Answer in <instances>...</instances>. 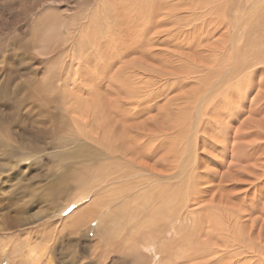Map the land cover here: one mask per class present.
<instances>
[{
  "label": "rangeland",
  "instance_id": "1",
  "mask_svg": "<svg viewBox=\"0 0 264 264\" xmlns=\"http://www.w3.org/2000/svg\"><path fill=\"white\" fill-rule=\"evenodd\" d=\"M0 123V264H264V0H0Z\"/></svg>",
  "mask_w": 264,
  "mask_h": 264
},
{
  "label": "bare ground",
  "instance_id": "2",
  "mask_svg": "<svg viewBox=\"0 0 264 264\" xmlns=\"http://www.w3.org/2000/svg\"><path fill=\"white\" fill-rule=\"evenodd\" d=\"M27 12V11H26ZM25 12V13H26ZM30 13V12H29ZM25 15V14H24ZM23 15V16H24ZM25 17V16H24ZM11 27V26H10ZM35 64V63H34ZM24 89V88H23ZM23 89H19V90H16V92L17 93H21L22 91H23ZM25 94V93H24ZM29 96V95H28ZM19 97V96H18ZM17 97V98H18ZM20 99H22V98H20ZM25 100V99H24ZM29 100V99H28ZM201 100V99H200ZM36 103V102H35ZM26 104V103H25ZM25 104H23V105H25ZM43 105V104H42ZM56 108H58V107H56ZM42 110V114H44V113H51V112H48L47 110H44L43 108L41 109ZM91 112V111H90ZM41 114V113H40ZM48 114V115H49ZM63 115V114H62ZM63 117V116H62ZM62 117H57V116H54L53 117V119L55 120V119H58V123L61 125V126H63L64 125V121L63 120H59V119H61ZM76 119V118H75ZM74 119V120H75ZM73 120V121H74ZM77 120V119H76ZM1 125H0V128H1V126H2V123H0ZM75 124V123H74ZM55 125H56V123H55ZM71 125V124H70ZM66 127H68V125L66 126ZM60 128V127H59ZM61 129V128H60ZM59 129V130H60ZM62 129H64V128H62ZM65 130V129H64ZM80 132V131H79ZM73 136H75V137H72V139L73 140H75L76 141V139L75 138H77L78 136H77V134L76 135H73ZM62 138V137H61ZM70 139V138H69ZM72 141V140H71ZM67 142V141H66ZM84 150V149H83ZM40 152V151H39ZM121 154V153H120ZM35 155V154H34ZM84 155H86V156H84ZM122 156H121V158H126V157H124V154H121ZM73 156V155H72ZM84 158L83 159H81V160H83V163L84 162H89V160H91V164H96V163H98V162H100V161H102V159L103 160H106V159H109V157H110V155H109V153L108 152H106V151H104L103 149H98V150H95V151H91V152H86V151H84V154L82 155ZM76 157V156H75ZM25 158V157H24ZM23 158V159H24ZM27 159V158H26ZM110 159H115V158H110ZM130 159H132V162H134V160H133V158H130ZM79 161V160H78ZM108 161V160H107ZM133 164V163H132ZM136 164V163H135ZM136 167H138L139 165H135ZM84 167H92V166H90V164L88 165H86V166H84ZM144 168V167H143ZM152 181V180H151ZM153 183V182H152ZM148 184V183H147ZM153 186V185H152ZM144 189V188H143ZM149 189V188H148ZM152 189V188H151ZM208 262V261H207ZM217 263V262H216Z\"/></svg>",
  "mask_w": 264,
  "mask_h": 264
}]
</instances>
